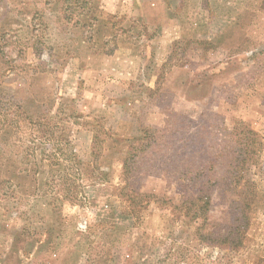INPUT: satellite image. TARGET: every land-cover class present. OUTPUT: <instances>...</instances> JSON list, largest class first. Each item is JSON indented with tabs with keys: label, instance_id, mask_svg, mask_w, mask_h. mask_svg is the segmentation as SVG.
Returning a JSON list of instances; mask_svg holds the SVG:
<instances>
[{
	"label": "rangeland",
	"instance_id": "obj_1",
	"mask_svg": "<svg viewBox=\"0 0 264 264\" xmlns=\"http://www.w3.org/2000/svg\"><path fill=\"white\" fill-rule=\"evenodd\" d=\"M238 122L260 145L234 185ZM0 264H264V0H0Z\"/></svg>",
	"mask_w": 264,
	"mask_h": 264
},
{
	"label": "trees",
	"instance_id": "obj_2",
	"mask_svg": "<svg viewBox=\"0 0 264 264\" xmlns=\"http://www.w3.org/2000/svg\"><path fill=\"white\" fill-rule=\"evenodd\" d=\"M76 116L77 115H74V116L72 115L73 118H76ZM238 124H240V127H238ZM47 128L43 129L42 131L43 135L47 133L48 131L46 130ZM49 133L50 135L52 134V132H49ZM144 134H145V131H144ZM227 134L230 135V139L232 141V145L227 148V155L229 159L228 166L230 167L229 177H231V181L234 183V185H237V183L241 181V178L245 174L247 169L251 167L252 163L255 161V158L257 157L258 152H259L258 146L260 145V141H258L256 132L252 131L244 123H240V122L235 123L234 126L227 132ZM64 136H60V138H58L57 144L64 146L63 150L66 151L70 149L69 147H73V146L71 145L70 140L66 136L65 137ZM145 136L146 135L142 136L140 142L137 144V147H135L133 153H129V151H126V155L124 154V157L122 160V172H121L122 182L124 183V189H126V187L129 186L127 182H129V180L132 177L131 160L136 156L137 154L136 150H140V148L142 147L143 143L141 142L144 140ZM93 141H92L93 142L92 148L95 149L96 145L99 144V142L97 141V137H94ZM61 148L62 147L59 148V150H61L60 157L57 156V153L53 155L55 160L59 158L62 161H67V159L70 158V159H73L75 164L78 163L77 160L75 161V158H77L75 157L77 156L75 151H72L70 154H67L64 151H62ZM49 175L50 176L46 178L44 185L46 186V188L52 189L53 183L56 181V179H58V177L54 175L53 172H51ZM58 176L61 181H63L64 176L66 177L68 176V173L65 167H64V173L60 174L59 172ZM65 180H68V179H65ZM206 183H210V180L206 179L204 181V184ZM63 184L66 185L65 182H63ZM246 184H248L247 193H251V194H248L246 195V197H244V199L242 200L241 206L239 208V218L237 220L240 221L241 226L246 223L248 224L247 222L248 210H250L251 208L252 201L255 195L254 191L252 190V184L249 183L248 180H246ZM64 191L65 192H64L63 198L67 200H69L70 198L72 199L73 197L77 196L75 194L76 191L74 187L66 186L64 188ZM78 191H81V190H78ZM119 194L121 198L128 199L130 201H133L135 197L141 196V194L139 195L137 193H134L135 195L133 196H127L123 188L122 190H119ZM190 200L192 201L187 203V205H186V201H182L181 205L183 209H186L188 213L191 212L193 216L202 217L201 219L204 222V224L202 226H199L196 229V232H198V231H201L203 227L207 225V222H208L207 213L209 211V205L211 202V196H210V193L208 192V188L204 187V193L200 194L199 192L197 195H194L193 198H191ZM236 230H237V227H234L233 231H236ZM228 233H232V232H227L226 235H221V236L217 235L218 233L211 232V233H208L207 235H204V240H209L211 238H214L215 240L220 242V238L222 239V237H224L227 239L229 237ZM240 236H242V233H239V235L236 238H234L235 235L231 237L230 241H228L230 248L238 246Z\"/></svg>",
	"mask_w": 264,
	"mask_h": 264
},
{
	"label": "crops",
	"instance_id": "obj_3",
	"mask_svg": "<svg viewBox=\"0 0 264 264\" xmlns=\"http://www.w3.org/2000/svg\"><path fill=\"white\" fill-rule=\"evenodd\" d=\"M117 51H115V53H116Z\"/></svg>",
	"mask_w": 264,
	"mask_h": 264
}]
</instances>
